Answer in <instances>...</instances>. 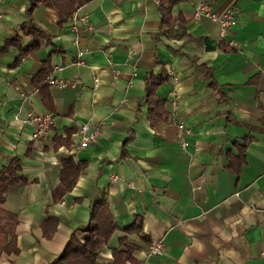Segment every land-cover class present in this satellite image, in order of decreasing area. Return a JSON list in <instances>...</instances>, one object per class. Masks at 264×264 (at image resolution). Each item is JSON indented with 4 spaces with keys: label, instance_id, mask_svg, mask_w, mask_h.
<instances>
[{
    "label": "crops",
    "instance_id": "1",
    "mask_svg": "<svg viewBox=\"0 0 264 264\" xmlns=\"http://www.w3.org/2000/svg\"><path fill=\"white\" fill-rule=\"evenodd\" d=\"M34 1L0 0V171L17 159L21 175L1 204L17 249L0 264H52L68 238L87 240L96 203L117 227L95 237V264L132 243L124 264H264V0H209L235 12L225 41L218 21L192 19L191 0H84L69 17L39 2L37 36L22 29ZM46 112L54 127L32 139L31 115ZM85 121L98 138L73 149ZM64 157L84 168L56 200Z\"/></svg>",
    "mask_w": 264,
    "mask_h": 264
},
{
    "label": "trees",
    "instance_id": "2",
    "mask_svg": "<svg viewBox=\"0 0 264 264\" xmlns=\"http://www.w3.org/2000/svg\"><path fill=\"white\" fill-rule=\"evenodd\" d=\"M84 0H35L28 10V18L29 20L25 21L22 24V29L24 31L31 32L33 35L40 36L42 34V30L36 24L33 23V19L31 18L32 8L38 4L39 2H46L51 7H56L60 14L66 17H69L74 12L75 4H82ZM171 6L169 5L166 11L161 12V20L164 22L169 18ZM17 41L15 35L11 38V41ZM17 43V42H16ZM50 69H44V72H41V75L47 74L50 72ZM163 77L168 78V70L165 68L163 71ZM147 92L150 96L153 94V88L160 82V78L155 76L152 73L147 75ZM64 143H69L68 139L63 140ZM61 171L59 175V185L54 189L53 196L56 200L61 198L62 194L71 189L76 182L77 176L83 170V165H79L74 163L73 159L70 157H64L61 159ZM20 165L18 160L16 159L13 163L4 166L0 171V252L3 250L16 251V241H15V223H16V214L11 212L3 207H1L2 202L4 201V192L10 184H14L15 181L20 179L21 175L18 174L20 170ZM101 208V209H100ZM100 209V213L97 216L101 219L97 221L95 224H90L88 227L82 228V230L87 231L89 233V237L85 242H79L74 239L73 236L68 238L69 240L66 242L63 250L61 251V255L57 257L52 264H95L96 253V243L95 237H105L107 238L117 227L116 223H114L112 216L108 213L107 208L102 206L101 204H94L93 210ZM93 211V212H94ZM56 221V218H52ZM92 219V218H91ZM102 226H100V225ZM140 223L133 222L132 226L128 228L129 231L139 230ZM139 247L136 244H126L125 250H113L114 255V264H124L126 259L132 260V250L134 248Z\"/></svg>",
    "mask_w": 264,
    "mask_h": 264
},
{
    "label": "built area",
    "instance_id": "3",
    "mask_svg": "<svg viewBox=\"0 0 264 264\" xmlns=\"http://www.w3.org/2000/svg\"><path fill=\"white\" fill-rule=\"evenodd\" d=\"M192 5L194 6L193 13H192V19L197 20L201 17H208L209 19L216 20L220 23V31H219V36L218 39L219 41H225V37L227 34V31L229 28L235 24L236 18L235 12L233 10H226L223 12H218L214 5L210 3L209 0H191ZM76 15L73 16L75 18ZM227 45L233 46L234 42L231 39L227 40ZM77 54L75 58V62L80 65H84L86 63V59L84 57L85 51L82 49H77ZM168 70V78L172 82H176L178 79V75L175 72V70L170 66L167 68ZM47 81L52 84H61L62 86L65 85H76L79 80L73 79L70 81H61L57 79L56 77L48 76ZM172 103L174 106H176L177 101L174 99ZM176 111V108H173L172 113L174 114ZM31 120L33 121L35 127L31 133V138L32 139H43V137L47 136L50 132V130L54 127V117L51 112H46L42 114H32L31 115ZM181 130L185 133L187 131H190L188 126H183V123L179 124ZM99 133V129L97 126L91 125L89 122L85 121L81 123L78 129V141L72 145L73 149H82L88 146L90 143H93L96 141L98 138L97 135ZM183 145H186V142H182ZM71 148V149H72ZM161 247L162 243L161 242H154L151 245L148 246L147 248V253L148 254H157L161 252ZM144 264V263H142Z\"/></svg>",
    "mask_w": 264,
    "mask_h": 264
}]
</instances>
